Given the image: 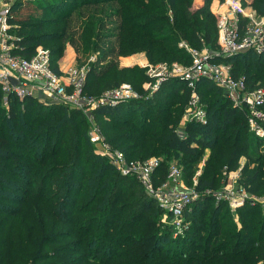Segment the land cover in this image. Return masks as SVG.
Masks as SVG:
<instances>
[{"label": "trees", "instance_id": "trees-1", "mask_svg": "<svg viewBox=\"0 0 264 264\" xmlns=\"http://www.w3.org/2000/svg\"><path fill=\"white\" fill-rule=\"evenodd\" d=\"M216 1L193 7L194 0H14L9 20L15 52L30 57L42 45L57 73L67 44L99 48L105 22L114 18L119 42L108 56L144 51L151 63L179 56L187 64L180 40L217 46ZM250 3L264 13V0ZM102 59L89 67L87 94L123 82L141 91L149 80L145 68L128 78L129 69ZM220 60L232 63L250 87L264 86L263 55L249 50ZM198 90L208 120L188 123L184 138L177 128L190 90L176 77L152 95L93 111L105 139L129 159L160 158L156 182L166 177L171 155L183 157L192 181L193 160L210 150L196 185L200 197L185 212L189 228L174 238L162 222L164 210L138 179L96 151L83 111L14 94L4 104L0 84V264H264L261 204L239 207L236 221L226 202L205 193L222 187L225 167L238 169L244 157L241 182L264 199L263 141L213 82L202 80Z\"/></svg>", "mask_w": 264, "mask_h": 264}, {"label": "built area", "instance_id": "built-area-1", "mask_svg": "<svg viewBox=\"0 0 264 264\" xmlns=\"http://www.w3.org/2000/svg\"><path fill=\"white\" fill-rule=\"evenodd\" d=\"M13 2L0 0V84L4 91V104H8L9 95L14 94L21 99L32 96L43 102L62 103L83 111L92 122L90 140L96 145V151L107 156L122 175L138 179L164 210L162 222L172 226L174 238L183 235L189 228L185 212L200 197L196 188L199 172L192 183L187 184L182 167L173 164L166 181L162 185L157 184L155 177L160 158L129 159L105 139L99 125L94 122V110L152 95L163 81L176 77L185 81L190 90L188 104L177 128L184 138L188 123L204 124L208 120L198 90V83L208 80L246 114L250 130L263 141L264 151V86L258 82L250 87L245 75L234 73L232 63L220 60L249 50L264 56V13L261 14L250 0H222L212 6L218 48L193 47L186 40H180L179 47L189 54L190 63L145 61L142 66L149 80L143 83L144 92H139L131 83L123 82L98 95L87 94L84 90L88 67L69 66L57 73L51 66L50 53L44 47L39 45L30 57L15 52L16 44L9 20ZM243 161L244 157L236 170L225 167L227 177L224 185L218 189H207L205 193L210 194L217 204L226 202L232 211L246 203H259L264 209V199L251 193L241 182Z\"/></svg>", "mask_w": 264, "mask_h": 264}, {"label": "rangeland", "instance_id": "rangeland-1", "mask_svg": "<svg viewBox=\"0 0 264 264\" xmlns=\"http://www.w3.org/2000/svg\"><path fill=\"white\" fill-rule=\"evenodd\" d=\"M200 2H198V0H194L193 2V7L195 6H200L203 4L204 0H199ZM202 1V2H201ZM217 1H222V0H217ZM246 1V0H245ZM213 3V2H212ZM197 4V5H196ZM211 9H212V5H211ZM49 15H52L53 13H48ZM117 18H114L112 21H106V27L102 29L103 32V36H105V38L103 39V41H101L99 43V48H91L88 50H85L84 48L81 49H77V47L75 45L72 44H67L66 50L64 51V54H66L67 50H71L72 51V55L74 56V66H86V67H90L93 63L96 62H100V60L102 59L103 61L107 62L110 60H114V62L116 63V66L114 67L115 69H129L128 70V78H132L135 77V74L138 73V67H142V63H144L145 61H149V59L147 58L146 54L144 51H138L135 53H132L130 55L127 56H117V54H113L112 56H108L107 54H105V51L107 50V48H110L109 46L115 47L118 46V42H119V35H120V31H119V23L117 21ZM114 42V45L112 44ZM42 46V45H40ZM43 47V46H42ZM216 48H218L216 46ZM46 49V48H45ZM73 58V57H71ZM173 62H181L183 63V59H181L179 56L178 58L175 59H165L164 61H160V62H156V63H173ZM139 78V77H136ZM141 88V89H140ZM140 90L139 92H144V88L141 85L140 86ZM143 88V89H142ZM95 119V118H94ZM95 123L97 122V119L94 120ZM91 124L92 122H90V129H89V135H90V130H91ZM210 156V150H206L202 153H200V155H198V157L196 159L193 160V168H194V176L196 175L197 172H199V174L202 173L206 159ZM245 159V158H244ZM167 174H168V170L170 168L171 165L176 164L179 165L180 167L182 166H186V161L183 159L182 156H174L171 155L167 158ZM183 168V167H182ZM167 174L166 177L164 179L159 178V182H157V184L162 185L167 178ZM193 176V177H194ZM199 176V175H198ZM184 179L186 181L187 184H191V179H188L185 175H184ZM233 217L235 218L236 221H238V215L237 212L233 211ZM231 214V215H232Z\"/></svg>", "mask_w": 264, "mask_h": 264}, {"label": "crops", "instance_id": "crops-1", "mask_svg": "<svg viewBox=\"0 0 264 264\" xmlns=\"http://www.w3.org/2000/svg\"><path fill=\"white\" fill-rule=\"evenodd\" d=\"M196 1V0H195ZM200 2V1H199ZM202 2V1H201ZM197 5V4H196ZM196 7V6H195ZM72 51L69 49L67 50L66 54L63 55L60 59H59V67L60 70H63L69 66H74V56H71ZM73 57V58H71Z\"/></svg>", "mask_w": 264, "mask_h": 264}]
</instances>
